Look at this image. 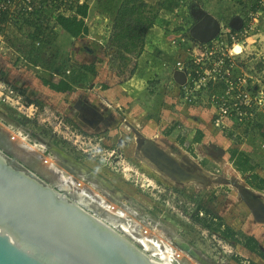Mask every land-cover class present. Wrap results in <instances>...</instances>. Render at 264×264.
<instances>
[{
  "label": "rangeland",
  "instance_id": "obj_1",
  "mask_svg": "<svg viewBox=\"0 0 264 264\" xmlns=\"http://www.w3.org/2000/svg\"><path fill=\"white\" fill-rule=\"evenodd\" d=\"M145 1L154 9L161 2ZM98 3H90L86 18H77L82 24L79 36L71 38L59 31L55 44L39 51L30 47L31 30L26 25L22 31L14 28L5 34L6 41L0 43V152L10 165L30 172L70 201L74 194L77 202L82 190L123 212L122 222L130 233L114 231L140 251L143 246L137 239L143 237L171 247L175 253L171 264H264V223L255 220L239 189L259 194L263 202L264 192L252 187L229 162L230 150L242 152L264 178V113H259L261 127L256 130L245 127V121L216 125L218 111L206 98V89L199 87L198 104L188 105L183 100L189 94L187 86H179L172 77L180 56L187 61L190 53H198L188 29L195 22L190 9L200 4L189 7L187 29L165 34L171 29L165 31L166 23L158 20L154 31H148L149 37L155 32V45L131 47L129 52L113 48L108 41L111 17L102 11V1ZM207 5L216 6L214 0ZM179 44L190 50L188 56L176 48ZM28 52L36 64L24 55ZM249 58L245 71L255 77L261 61L253 55ZM81 65L94 71H81ZM261 66L264 71V63ZM63 77L67 82L78 79L63 93L46 85ZM220 90L215 88L216 93ZM78 101L98 109L103 119L87 110L93 123L98 121L95 128L80 120ZM143 138L207 181L179 184L160 173L140 151ZM23 143L30 149H24ZM209 145L221 148L224 155L216 156ZM51 164L68 180L66 187H59V175L51 172ZM77 168L88 175L84 181L75 175ZM95 203L89 202L90 210L95 209L104 221L113 219ZM197 207L219 216L234 236L214 231L215 222L211 230L194 223L190 216ZM200 216L206 215L202 211ZM247 237L255 239L262 256L243 246Z\"/></svg>",
  "mask_w": 264,
  "mask_h": 264
},
{
  "label": "water",
  "instance_id": "obj_2",
  "mask_svg": "<svg viewBox=\"0 0 264 264\" xmlns=\"http://www.w3.org/2000/svg\"><path fill=\"white\" fill-rule=\"evenodd\" d=\"M190 14L195 19L188 29L191 40L206 44L217 36L220 22L213 15L199 6L191 8ZM228 26L239 30L241 18H231ZM172 77L179 86L186 81L185 74L179 70ZM81 103L76 102L75 108L80 110ZM84 106L91 115L102 118L95 109ZM209 148L218 157L224 155L215 145ZM140 151L160 173L176 183L207 181L199 171L186 170L185 164H179L147 138L142 139ZM239 193L255 220L264 223L261 196L244 188ZM0 264L160 263L30 172L10 165L0 152Z\"/></svg>",
  "mask_w": 264,
  "mask_h": 264
},
{
  "label": "built area",
  "instance_id": "obj_3",
  "mask_svg": "<svg viewBox=\"0 0 264 264\" xmlns=\"http://www.w3.org/2000/svg\"><path fill=\"white\" fill-rule=\"evenodd\" d=\"M94 1L0 0V43L6 41L5 34L9 30L19 27L23 29L22 25L26 20L37 19L39 11L42 12L53 5L60 6L58 10H65L61 13L65 17L74 16L80 19L73 11L76 10V6L86 4L89 9L90 3ZM257 6L258 10L247 9L242 12L240 15L242 26L239 30L220 24L219 32L213 40L207 44H197L198 53H190L193 55L187 61L180 56L175 62L176 69L183 72L186 77L183 87L187 86L189 94L184 95L183 100L188 105L198 104L202 96L200 95L199 98L197 94L199 87L205 88L208 92L206 98L218 111L216 125L225 121L230 124L232 121H245V126L250 130L256 114L264 113V88L256 83L253 75L245 71L246 65L251 60L249 57L253 55L255 58L262 54L261 46L259 47L258 42L252 38L255 37L260 19L264 17V0H257ZM181 41L185 42L184 39ZM171 42L174 44V39ZM187 42L189 41L186 40ZM34 43L36 46L41 44L37 39ZM189 43L192 45L191 42ZM236 47L239 48L238 51H235ZM247 47H250L248 51ZM182 51L188 56L190 50ZM263 60L264 58L261 61ZM235 71L238 73L237 76L234 75ZM65 73L68 74L69 71ZM217 86L221 88L220 93L215 92Z\"/></svg>",
  "mask_w": 264,
  "mask_h": 264
},
{
  "label": "trees",
  "instance_id": "obj_4",
  "mask_svg": "<svg viewBox=\"0 0 264 264\" xmlns=\"http://www.w3.org/2000/svg\"><path fill=\"white\" fill-rule=\"evenodd\" d=\"M100 1H102V4H100L103 9L102 11L109 15L112 21L108 41L113 48L129 50V52L132 51L130 50L131 47H137L139 49L144 47L146 44L147 32L157 25L156 22L158 20L166 23V26H163L166 27L165 29H167V27H169V30L171 29V32H166L165 34H179V31H182L184 28L187 29L188 25L191 24L189 7L193 2L200 4L202 9L213 13L219 20L223 21V25L226 27L231 18L240 16L244 10H258L257 0H214L216 4L215 8L207 7V3L211 0H160L161 2H159L156 9L145 0H95V3H100ZM59 7L60 6L53 5L42 12L39 11L36 17L37 19L32 21L26 20V23L24 22L23 25H26L28 29L31 30L27 38L30 39V47L33 50L39 51L45 46L49 47L54 45L59 31L67 34L71 38H75L81 34L82 24L77 22L74 16L65 17L62 15L61 13L65 10H58ZM73 11L75 15L84 19L87 17L88 5L76 6V10ZM168 29L165 31H168ZM16 30L22 31V27ZM36 39L41 43L39 46H36L34 43ZM170 43L172 44L171 40ZM25 46L26 45H23V49L21 48L20 52H23ZM176 48L181 50L182 44H179ZM24 55L30 60L31 64H36L37 60L30 56V52ZM79 68L81 71L87 73H92L94 71L93 68L86 65H81ZM77 79L78 78H74L72 82H76ZM72 82H67L65 77H63L60 78L57 83H46V85H48L52 91L63 93L70 90ZM150 118L149 116V119ZM259 118L260 115L258 113L251 124L252 127L250 130H256L261 127L258 123ZM229 162L241 176L247 177L250 181L248 183L252 187L258 191L264 192V178L260 177L255 172L257 165L252 162L248 155L238 152L235 149L230 150ZM202 211L206 216H200ZM190 217L194 223L206 230H211L213 227L212 223L215 222L216 226L214 231H220L225 237L232 238L234 236V232L231 228L228 226L225 227L223 220L208 209L197 207ZM208 217L211 218L209 223L207 221ZM221 228L223 229L221 230ZM243 246L250 252L262 256L254 238H245Z\"/></svg>",
  "mask_w": 264,
  "mask_h": 264
},
{
  "label": "bare ground",
  "instance_id": "obj_5",
  "mask_svg": "<svg viewBox=\"0 0 264 264\" xmlns=\"http://www.w3.org/2000/svg\"><path fill=\"white\" fill-rule=\"evenodd\" d=\"M22 145L24 146V143ZM24 149L27 150V149H30V148L26 147V145H25ZM140 156H141V158L144 161V158H143L144 155H142V152H141ZM227 164H229V163L227 162ZM49 169L51 170L52 173L59 175L58 176L59 184H60L59 187L60 188L66 187L67 183H68V180L62 174H60L59 170L56 167H54L52 164L49 166ZM78 194L79 195L77 196L78 199H77L76 204H78L79 206L82 207V200L83 199H86L88 201L90 200L91 203H95L96 202L95 203L96 206L101 211L108 212L112 216V218L114 220L113 219H109L108 222L104 221L102 218H99L100 215L95 213L93 210L89 209L93 213L92 216H95L98 220H100L101 222H103L104 224L109 226L112 230L113 229L114 230L118 229V231H120L122 234H124L126 236L130 233L129 229L127 228V226L122 222L123 218L125 217L124 214H122V212L117 211V210L111 208L109 205L105 204V201L103 200L102 197H101L102 200L99 199L100 196H98L99 198L95 197V196H90L89 194L83 192L82 190ZM97 198H98V200L95 201V199H97ZM263 198H264V195H263ZM111 223H113V224H111ZM114 225H116V226H114ZM137 241H138V243H140L141 246H143V251L144 252L150 253V257H152V258H156L155 260H157L158 262L157 261H155V262L160 263V264H171V262L174 261L175 253L173 252V249L171 247H168L166 244L163 245V247H161L157 243H154L152 241H146L143 237H141L140 239H137Z\"/></svg>",
  "mask_w": 264,
  "mask_h": 264
},
{
  "label": "crops",
  "instance_id": "obj_6",
  "mask_svg": "<svg viewBox=\"0 0 264 264\" xmlns=\"http://www.w3.org/2000/svg\"><path fill=\"white\" fill-rule=\"evenodd\" d=\"M206 12H208L209 14H211V15H213L219 22H220V24L221 25H223V21H221V20H219L213 13H211L210 11H208V10H205ZM240 17V16H239ZM257 27H258V29H257V32H256V34H255V37H254V39L256 40V42H258V46L260 47L261 46V48H260V53H262V54H260V56H256L255 57V59H257L258 61H261L262 60V58H264V17H262L261 19H260V22H259V24L257 25ZM151 30H153L154 31V29H151ZM148 34H149V32L147 33V35H146V44H145V46L143 47L144 49L145 48H147V47H149V46H151V45H155V41L153 40L154 39V37H153V34H155V32H153V33H150V35H151V37H149L148 36ZM149 37V38H148ZM255 47V46H254ZM247 49V51L250 49V47H247L246 48ZM131 52V51H130ZM258 52V51H257ZM252 60V59H251ZM250 60V61H251ZM264 62L263 61H261V63H260V68L257 70V72H255V80H256V83L259 85V86H261V87H263L264 88V71L262 70V64H263ZM55 83V82H54ZM98 107H100L99 106V104H98ZM263 147V146H262Z\"/></svg>",
  "mask_w": 264,
  "mask_h": 264
},
{
  "label": "flooded vegetation",
  "instance_id": "obj_7",
  "mask_svg": "<svg viewBox=\"0 0 264 264\" xmlns=\"http://www.w3.org/2000/svg\"><path fill=\"white\" fill-rule=\"evenodd\" d=\"M85 104H80V106H79V108H80V110H78L77 108V110L79 111V113H78V115H79V118H80V120L82 121V122H84L85 123V125H87V126H91L92 124H93V119H92V117L90 116V114L87 112V108L84 106ZM84 108V109H83ZM96 111H98V109L97 108H94ZM101 116V115H100ZM103 119V118H102ZM76 125H78V124H76ZM85 131V130H84ZM1 154H3V153H1ZM5 157H7L6 155H4ZM7 160H10L8 157H7ZM75 172V175L77 176V177H79V178H81L83 181L85 180V178L86 177H88V175L87 174H85V172L83 171V170H80L79 171V169L77 168V170H75L74 171ZM57 175V174H56ZM71 177V176H70ZM58 182V181H57ZM71 196H72V198L74 199V200H72L71 202H73L74 204H76V202H75V195L74 194H70ZM64 196V195H63ZM65 197V196H64ZM66 198V197H65ZM69 200V199H68ZM70 201V200H69ZM89 202H90V200L88 201V200H86V199H83L82 200V207L81 206H79L78 204H76L77 206H79L80 208H82L83 210H87L88 211V213L89 214H93L89 209L90 208H88V205H89ZM91 203V202H90ZM92 204H94V203H92ZM96 206V205H95ZM97 207V206H96ZM98 208V207H97ZM99 209V208H98ZM93 211H95V212H97L95 209L93 210ZM104 212H106V211H104ZM122 214H124L123 212H122ZM112 217V216H111ZM108 222V221H107ZM114 230V229H113ZM118 231V230H117ZM137 244V243H136ZM143 249V248H142Z\"/></svg>",
  "mask_w": 264,
  "mask_h": 264
}]
</instances>
